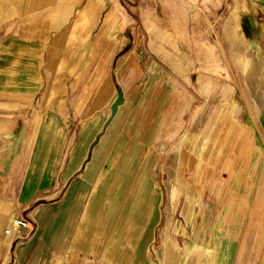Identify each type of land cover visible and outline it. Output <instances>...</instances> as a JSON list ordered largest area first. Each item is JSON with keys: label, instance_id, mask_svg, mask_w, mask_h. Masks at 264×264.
I'll return each instance as SVG.
<instances>
[{"label": "rangeland", "instance_id": "1", "mask_svg": "<svg viewBox=\"0 0 264 264\" xmlns=\"http://www.w3.org/2000/svg\"><path fill=\"white\" fill-rule=\"evenodd\" d=\"M66 1L64 5L71 8V13L64 24L59 28L48 25L49 15L61 7L59 0H51L44 9L18 22L20 27L38 33L33 37L36 39L34 43L25 41L20 43L21 50H17L21 45L10 49L13 53H21L25 77L31 75V63L36 64L38 58L41 110L48 103L41 98L45 92V99L53 95L66 75H74L76 83L79 82L94 58L95 52L88 59L84 55L88 31L82 36L73 24L79 9L93 2L88 21V26H91L101 3L97 28L105 25L107 34L119 26L114 6L118 1L135 20V29H143L140 14L145 0ZM182 1L190 12H198L200 18L209 22L212 35L208 39L216 48L219 66L217 77H221L229 67L238 81L229 77L226 92L219 84L207 99L202 96L201 88L199 96L195 94L192 107L187 106L184 114H178L174 120L179 123L178 128L174 127L175 124L172 126L173 130L177 128L176 132L154 143L149 150L142 147L125 152L123 157L130 162L119 164L121 173L122 168H126L118 180L111 179V174H108L109 177L100 185L101 194L85 193L76 198L73 210L70 207L67 216L70 228L66 229V238L72 243L74 231L80 228L83 231L82 242L78 243L81 248L76 245L75 254L69 253L65 261L57 260V264H110L107 255L115 245L113 253L118 261L121 257L119 264H156L158 261L160 264H221L224 257L225 264H254V256L264 258V226L256 227L254 213L260 172L264 188V51L252 53L245 50L239 36L241 22L247 24L248 17L254 15L264 26V0ZM251 38L254 41L255 35ZM97 40L95 34L93 43ZM260 40L264 49V34ZM33 47H38V51ZM238 86L240 90H237ZM37 102L38 99L34 104ZM32 108L33 105L27 104L24 109L25 113L30 109L29 115L24 116L28 124L38 119V115H30ZM24 129L12 135L16 138L0 159V201L8 202L9 210L14 207L12 216L29 219L31 228L26 236L11 240L9 244L3 229L0 252H10V258L4 264H55L50 255L35 254L32 244L27 241L36 229L33 208L45 201H37L25 210L14 202L24 172L22 161L28 156L31 146L26 137L29 129ZM181 133V142L172 148ZM144 152L145 157L142 155ZM175 153L179 157H174ZM129 170L130 178H127ZM112 183L115 184L114 189L110 188ZM88 203H92L89 209ZM110 211H113L111 218L104 219L105 232L102 234L100 230L105 245L104 242L96 245L100 244L99 252L105 246L109 248L103 261L99 253L91 251L94 245L89 241L95 236L96 226L100 227L103 222L101 215L107 218ZM154 232L158 237L154 238ZM127 240L129 246L124 245ZM209 259H213L212 262Z\"/></svg>", "mask_w": 264, "mask_h": 264}, {"label": "crops", "instance_id": "2", "mask_svg": "<svg viewBox=\"0 0 264 264\" xmlns=\"http://www.w3.org/2000/svg\"><path fill=\"white\" fill-rule=\"evenodd\" d=\"M64 1L59 0L58 5L61 7L49 15V26L59 28L67 21L71 8L68 9ZM49 3L51 0H0V159L12 146L16 138H12V135L22 128L25 131L28 128L26 137L31 146L28 156L22 161L24 172L14 202L21 210H25L37 201H45L33 208L37 218L33 217L36 229L27 241L32 244L35 254L50 255V259H54L57 264L58 259L65 261L69 253L75 254V249H78L76 245L82 242L83 231L80 228L74 231L72 243L66 238V229L70 228L67 216L70 207L73 210L76 198L85 193L101 194L100 185L109 177L108 174H111V179L118 180L121 173L119 164L130 162L124 159L125 152L130 153L132 148L142 147L149 150L154 143L176 132L179 123L174 120H177L178 114H184L185 108L187 110L192 107L195 94L199 96L201 88L202 96L207 99L212 89L219 84L221 90L226 92L225 86L230 84L229 77L238 79L229 67L227 72L224 70L225 74L217 77L219 66L216 48L208 39L212 35L209 22L200 18L198 12H190L182 0H145L140 14L143 29L139 30L135 29L132 16L116 1L115 18L119 26L107 34L105 25L97 28L100 24L101 3L94 24L88 26L93 6V2H89L77 11L73 24L82 36L88 31L84 55L88 59L95 52L94 58L91 57L92 62L79 82L76 83L74 75H66L63 84H59L53 95L45 99V92L41 98L42 101L48 100V103L41 110L38 58L36 64L31 63V75L25 77L21 53H13L10 49L25 41L34 43L36 39L33 37L38 33L20 27L18 22L28 19ZM248 19L247 24L242 21L240 25L242 31L239 36L244 48L252 53L263 52L260 37L264 34V26L254 15ZM95 34L99 39L97 45L93 43ZM252 35H255L254 41L251 40ZM21 48L22 45L17 50ZM33 49L38 51L39 48ZM118 86L124 93V103L118 107L115 116L103 130ZM237 90H240L239 86ZM62 98L63 104H60ZM36 99L38 102L34 104ZM27 104L33 105L30 115H38L37 121L31 124H28V120L24 121V116L30 112V109L24 112ZM8 116L11 118L8 119ZM173 124L177 127L174 130ZM182 133L172 148L181 142ZM89 151L91 155L87 157ZM142 155L145 157V152ZM174 157L179 156L175 153ZM125 168H122L121 174L125 173ZM130 174L131 170L127 178H130ZM262 177L260 172L261 183L254 212L257 228L264 226ZM114 186L112 183L110 188L114 189ZM91 204L88 203V209ZM7 205L8 202L0 201V233L14 213V207L9 210ZM41 206L44 207L41 209ZM36 212H39L38 215ZM106 215L107 218L101 215L103 222L100 227L96 226L95 236L89 241L90 245H94L91 251L99 253L103 261L109 248L105 246L99 252L100 244L98 247L96 245L104 242L102 234L107 227L104 219L111 218L113 211ZM27 226L21 228L22 237L30 231L29 219ZM128 244L127 240L124 245ZM115 248L116 245L107 255L110 264H119L121 261V257L118 261L114 256ZM7 258H10L9 251L6 254L0 252V263L3 260L1 264ZM209 260L212 262L213 259ZM225 260V257L222 258L221 264H225ZM253 260L254 264H264V258L259 255L254 256Z\"/></svg>", "mask_w": 264, "mask_h": 264}, {"label": "built area", "instance_id": "3", "mask_svg": "<svg viewBox=\"0 0 264 264\" xmlns=\"http://www.w3.org/2000/svg\"><path fill=\"white\" fill-rule=\"evenodd\" d=\"M28 219L23 216L16 215L12 216L9 224L4 228L3 235L8 240V244L11 240H17L22 237L21 228L28 227Z\"/></svg>", "mask_w": 264, "mask_h": 264}, {"label": "water", "instance_id": "4", "mask_svg": "<svg viewBox=\"0 0 264 264\" xmlns=\"http://www.w3.org/2000/svg\"><path fill=\"white\" fill-rule=\"evenodd\" d=\"M124 100H125V98H124V93H123L121 87L118 86V87L116 88V95H115L113 101H112L111 104H110V115L108 116V118H107V119L105 120V122H104L103 130H104L105 127L110 123L111 119L115 116L118 107H119L121 104L124 103ZM100 134H101V133H99V134L97 135L96 139L93 141V145L97 142L96 140H97V138H99ZM93 145H92V146H93ZM90 155H91V151L88 152L87 157H89Z\"/></svg>", "mask_w": 264, "mask_h": 264}, {"label": "bare ground", "instance_id": "5", "mask_svg": "<svg viewBox=\"0 0 264 264\" xmlns=\"http://www.w3.org/2000/svg\"><path fill=\"white\" fill-rule=\"evenodd\" d=\"M261 183V182H260ZM155 237H158V234H157V232H154V238ZM154 259V258H153ZM59 260V259H58ZM156 264H160V261H158V262H156Z\"/></svg>", "mask_w": 264, "mask_h": 264}]
</instances>
